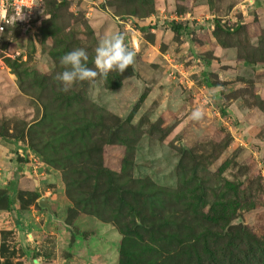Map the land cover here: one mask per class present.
Instances as JSON below:
<instances>
[{
  "label": "rangeland",
  "instance_id": "374dc122",
  "mask_svg": "<svg viewBox=\"0 0 264 264\" xmlns=\"http://www.w3.org/2000/svg\"><path fill=\"white\" fill-rule=\"evenodd\" d=\"M114 32L134 65L62 91ZM37 261L264 264V0H42L2 32L0 264Z\"/></svg>",
  "mask_w": 264,
  "mask_h": 264
},
{
  "label": "clouds",
  "instance_id": "9594fccd",
  "mask_svg": "<svg viewBox=\"0 0 264 264\" xmlns=\"http://www.w3.org/2000/svg\"><path fill=\"white\" fill-rule=\"evenodd\" d=\"M135 59L136 52L127 45L125 35L114 32L100 39L95 48L94 68L88 65L87 50L83 47L76 48L60 58L64 70L57 74L56 80L62 85L61 90L67 92L77 82L94 81L97 77L106 78L113 70L123 73L134 65ZM202 115L201 111L194 110L191 117L193 120H200Z\"/></svg>",
  "mask_w": 264,
  "mask_h": 264
},
{
  "label": "built area",
  "instance_id": "2783aa9c",
  "mask_svg": "<svg viewBox=\"0 0 264 264\" xmlns=\"http://www.w3.org/2000/svg\"><path fill=\"white\" fill-rule=\"evenodd\" d=\"M42 0H0V35L14 25L27 26L37 17Z\"/></svg>",
  "mask_w": 264,
  "mask_h": 264
},
{
  "label": "trees",
  "instance_id": "16d2710c",
  "mask_svg": "<svg viewBox=\"0 0 264 264\" xmlns=\"http://www.w3.org/2000/svg\"><path fill=\"white\" fill-rule=\"evenodd\" d=\"M35 20H36V19H35ZM177 28H179V26H178ZM209 65H210V61L207 60V59H204V66L208 69ZM207 71H208V70H205V72H207Z\"/></svg>",
  "mask_w": 264,
  "mask_h": 264
},
{
  "label": "water",
  "instance_id": "95a60500",
  "mask_svg": "<svg viewBox=\"0 0 264 264\" xmlns=\"http://www.w3.org/2000/svg\"><path fill=\"white\" fill-rule=\"evenodd\" d=\"M41 203H43V200H41Z\"/></svg>",
  "mask_w": 264,
  "mask_h": 264
}]
</instances>
